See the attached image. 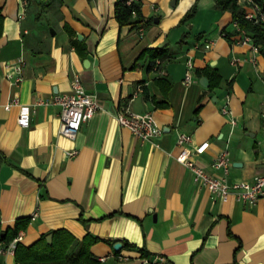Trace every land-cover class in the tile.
<instances>
[{
	"label": "crops",
	"instance_id": "1",
	"mask_svg": "<svg viewBox=\"0 0 264 264\" xmlns=\"http://www.w3.org/2000/svg\"><path fill=\"white\" fill-rule=\"evenodd\" d=\"M21 1L0 0L1 230L28 217L20 243L61 229L73 253L85 235L97 237L92 264H264V194L220 200L174 155L185 132L190 146L208 140L195 156L208 171L218 172L211 162L226 147L229 180L264 174V61L236 42L231 12L214 0H141L149 24L131 28L114 18L116 0H27L20 17ZM206 40L210 48L193 47ZM161 46L166 55L149 67L145 50ZM188 57L193 80L184 84ZM205 68L218 73L213 86ZM75 76L99 107L69 137L51 99ZM226 95L229 114L220 111ZM20 104L30 106L28 126L17 123ZM125 107L152 112L161 132L135 136L117 122ZM0 264L22 263L4 252Z\"/></svg>",
	"mask_w": 264,
	"mask_h": 264
},
{
	"label": "built area",
	"instance_id": "2",
	"mask_svg": "<svg viewBox=\"0 0 264 264\" xmlns=\"http://www.w3.org/2000/svg\"><path fill=\"white\" fill-rule=\"evenodd\" d=\"M23 10L19 12V16L23 15V11L26 8L27 0H22ZM245 8L244 17L253 22L264 21V11H261L253 4V0H237ZM233 25L237 32L236 42L248 44L253 52H258L259 47L252 40L249 32L241 27H238L236 22ZM211 40H206L202 43H194V48L208 49L211 45ZM238 61V58H233L232 63ZM158 62V61H156ZM253 62H256L253 59ZM21 60H17L12 63V67L18 74L15 80H19V72L21 68ZM186 69L184 70V77L182 83L187 84L192 81L193 61L190 57L185 60ZM10 78L11 73L7 74ZM51 102L58 105L60 108V133L73 137L77 130L99 107L95 99V94L85 90L78 76H75L71 82L68 91L57 92L53 94ZM18 103L16 98H13L7 102L4 106L9 108L12 104ZM36 103H46L45 99L38 98ZM229 98L225 97L224 103L220 107V111L223 114H229ZM262 105H264V95L262 98ZM30 106L28 104H20V109L17 115V123L20 126L29 125ZM261 117L264 124V109L261 111ZM117 122L126 126L131 132L142 139H152L161 132V127L157 124L156 119L152 112H135L125 107L116 114ZM229 122L235 124L236 121L233 117H230ZM191 135L185 132H179L176 138V144L178 151L175 155V159L181 164L186 166L192 174L194 180L204 185L212 194V196L219 198L220 200H227L230 196L236 200L252 204L255 200L264 194V174H256L252 179L246 180L243 178L228 179L229 169L231 161L229 160V150L225 147L222 149L212 160L211 167L218 172H210L203 166L199 165L195 156L201 154L208 146V140L200 141L199 143L190 146ZM23 237V232L18 231L16 235L7 241L6 244L0 242V254L4 252H14V248L17 242ZM102 259V257L100 258ZM155 264H163V259L160 258Z\"/></svg>",
	"mask_w": 264,
	"mask_h": 264
},
{
	"label": "trees",
	"instance_id": "3",
	"mask_svg": "<svg viewBox=\"0 0 264 264\" xmlns=\"http://www.w3.org/2000/svg\"><path fill=\"white\" fill-rule=\"evenodd\" d=\"M214 5L221 10H229L232 21L249 32L252 40L258 45L259 51L264 59V21L253 22L244 17L245 8L237 0H214ZM141 0H116L114 4V18L120 25L128 24L131 28L146 27L149 19L144 17L141 11ZM253 4L264 11V0H253ZM196 9V2L183 15L182 20L193 15ZM167 47H155L145 50L149 54V67L153 66L155 58H163L167 53ZM143 55V54H142ZM201 74L209 78V86H213L218 81L216 70L203 69ZM28 217L17 218L12 228L1 230L0 242L12 239L20 228L27 224ZM3 232V234H2ZM97 237L85 235L80 241L79 249L73 253L68 251L72 238L64 230L57 229L52 231V239L48 242L44 235H41L31 244L24 245L17 242L14 248L16 262L22 264H92L89 246L96 241Z\"/></svg>",
	"mask_w": 264,
	"mask_h": 264
},
{
	"label": "water",
	"instance_id": "4",
	"mask_svg": "<svg viewBox=\"0 0 264 264\" xmlns=\"http://www.w3.org/2000/svg\"><path fill=\"white\" fill-rule=\"evenodd\" d=\"M78 36H79V35H78ZM84 63H87V61H86L85 59H84ZM199 82H200L202 85H204V86H207V85H208V79H207V77L204 76V75L200 76V78H199ZM214 97H215V96H213L212 98L215 100ZM46 240H47L48 242H50V240H51V234H50V233L46 235ZM120 245H121V243H120L119 241H116V242L113 244L114 248H119Z\"/></svg>",
	"mask_w": 264,
	"mask_h": 264
},
{
	"label": "rangeland",
	"instance_id": "5",
	"mask_svg": "<svg viewBox=\"0 0 264 264\" xmlns=\"http://www.w3.org/2000/svg\"><path fill=\"white\" fill-rule=\"evenodd\" d=\"M257 58H258V61H259L258 65H262L264 59H263V56L261 55V53L257 55Z\"/></svg>",
	"mask_w": 264,
	"mask_h": 264
}]
</instances>
